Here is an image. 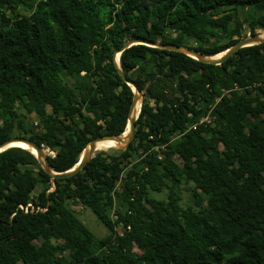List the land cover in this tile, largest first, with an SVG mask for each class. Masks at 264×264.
<instances>
[{"label":"trees","instance_id":"16d2710c","mask_svg":"<svg viewBox=\"0 0 264 264\" xmlns=\"http://www.w3.org/2000/svg\"><path fill=\"white\" fill-rule=\"evenodd\" d=\"M243 24L264 37V0H0V142L31 139L65 171L91 139L125 129L133 92L113 53L128 38L212 56ZM118 57L142 96L125 147L61 178L27 149L0 151V264H264V42L220 64L144 44ZM20 166L34 182L18 183ZM69 201L108 233L95 237Z\"/></svg>","mask_w":264,"mask_h":264},{"label":"water","instance_id":"95a60500","mask_svg":"<svg viewBox=\"0 0 264 264\" xmlns=\"http://www.w3.org/2000/svg\"><path fill=\"white\" fill-rule=\"evenodd\" d=\"M261 42H264V38L262 39H257V34L254 35H248L246 37H242L240 39H238L236 42H234L232 45H230L229 47H227L226 49H224L223 51L219 52L221 53V55H219V57H214L215 55L212 56H205L202 55L201 53H199L197 50H195L192 47L186 46V45H177L174 43H163L157 40H149V39H144L141 37H130L128 38L123 44L122 46L114 51V62L115 65L117 66L118 69V73L121 75L122 79L129 85V87L131 88L132 92H133V99L129 108V112H128V117H127V123L126 126H128V131L125 134V129L123 131L122 134L120 135H102L99 137H95L93 139H91L87 145H86V151L81 152L79 159L77 161V163H75L72 167H70L69 169L65 170V171H54L52 169L49 168L48 163H47V159L44 155L43 149L40 148V146L33 140L22 137V136H15V137H11L8 139H5L3 141L0 142V151L10 147V146H15V145H11L14 142H25L31 149L33 150H29L36 158L37 160L40 162L41 167L43 168V170L49 174L52 178H61V177H69L72 176L73 174H75L77 171H79L82 166L85 164V162L92 156L93 152L97 149L96 144L101 142V141H105V140H112L117 146V147H125L127 145V143L130 141V139L133 137V133H134V121L138 116V112L135 115V108H136V104L137 101H139V105H140V92L139 90L135 87L134 83L130 80H128L123 72L121 71L120 67H119V57H116V55L118 54V56L120 55V52L124 49H126L127 47L133 45V44H144L147 46H151V47H155V48H160V49H165V50H171V51H177V52H181L184 53L196 60H200L206 63H211V64H220L222 61H224L227 57H229L232 53H234L237 49L244 47V46H248V45H252V44H259ZM217 53V54H219ZM116 57V58H115ZM125 126V127H126ZM85 149V148H84Z\"/></svg>","mask_w":264,"mask_h":264},{"label":"rangeland","instance_id":"374dc122","mask_svg":"<svg viewBox=\"0 0 264 264\" xmlns=\"http://www.w3.org/2000/svg\"><path fill=\"white\" fill-rule=\"evenodd\" d=\"M134 0H129L130 3H133ZM20 13L22 14H27L26 11L20 9ZM239 16L241 15L240 11L237 13ZM235 26V22L232 20L229 24V28H233ZM258 33V32H257ZM168 34L173 37L174 33L173 32H168ZM240 34L243 35V37H246L249 34L248 32V26L247 24H243L240 27ZM242 38V37H241ZM190 43L192 45H196L197 43L194 42L193 40H190ZM65 79V77H63ZM141 95H140V100H141ZM150 103L152 101L148 99ZM138 111H135L134 114H137ZM28 122L30 125L34 128V130H39L40 128L38 127L37 118L34 115H27ZM36 123V124H35ZM100 149V148H98ZM18 183H26V182H34L33 177L31 176L30 172L26 171V169L23 166L19 167L18 170ZM124 173H122L121 178L119 182L117 183V186L120 185V183L123 181ZM43 187L42 184L35 183L33 190L31 191V194H36L41 188ZM194 188V184L191 181H185L181 180L180 185L178 186V191L180 194V203L181 205L184 206H193V198L191 195V191ZM150 195L153 196L154 198L157 199H164L166 197V190L163 189V191L160 192H155V191H150ZM67 206L77 215V217L90 229V231L93 233V235L97 238H101L102 236L106 235L108 233V228L106 225L107 220L104 222L99 221L96 216L93 214V212L87 207L83 206L77 201H69L67 202ZM116 205L114 206V210L116 209ZM114 215L112 214L111 217ZM110 217V218H111ZM118 228V227H117ZM120 228H118L119 230ZM37 243V242H36Z\"/></svg>","mask_w":264,"mask_h":264},{"label":"bare ground","instance_id":"6f19581e","mask_svg":"<svg viewBox=\"0 0 264 264\" xmlns=\"http://www.w3.org/2000/svg\"><path fill=\"white\" fill-rule=\"evenodd\" d=\"M262 38H264V37L257 38V39H262ZM219 55H221V53L215 55L214 57H219ZM116 57H118V54L116 55ZM138 107H139V101H137L135 111H138ZM127 131H128V126L125 127V132L124 133L126 134ZM11 145H15L17 147H21V148H24V149H27V150L28 149L29 150H33L27 144H24V143H22L20 141L19 142H14ZM114 145H116V144L114 142L110 141V140L101 141V142H99V143L96 144V146H98L97 149L98 148H104V147H112ZM85 151H86V147H85V149H83V152H85Z\"/></svg>","mask_w":264,"mask_h":264},{"label":"built area","instance_id":"2783aa9c","mask_svg":"<svg viewBox=\"0 0 264 264\" xmlns=\"http://www.w3.org/2000/svg\"><path fill=\"white\" fill-rule=\"evenodd\" d=\"M203 121H208V117L205 116V117L201 118L199 120V123H201ZM192 128H195V126L193 125ZM19 208H21L24 212H27L28 210L33 209L32 205L30 203H27L24 206L20 205ZM38 209H41V208L38 207Z\"/></svg>","mask_w":264,"mask_h":264}]
</instances>
